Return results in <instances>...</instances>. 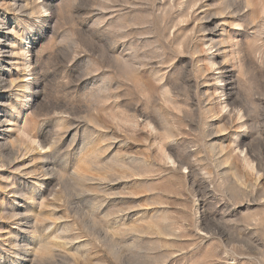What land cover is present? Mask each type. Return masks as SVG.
Segmentation results:
<instances>
[{
    "label": "rangeland",
    "instance_id": "374dc122",
    "mask_svg": "<svg viewBox=\"0 0 264 264\" xmlns=\"http://www.w3.org/2000/svg\"><path fill=\"white\" fill-rule=\"evenodd\" d=\"M0 264H264V0H0Z\"/></svg>",
    "mask_w": 264,
    "mask_h": 264
}]
</instances>
